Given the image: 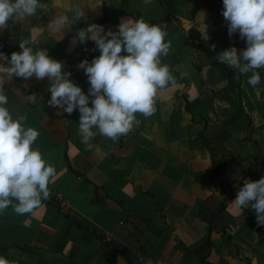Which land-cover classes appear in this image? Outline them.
Listing matches in <instances>:
<instances>
[{"label": "crops", "instance_id": "obj_1", "mask_svg": "<svg viewBox=\"0 0 264 264\" xmlns=\"http://www.w3.org/2000/svg\"><path fill=\"white\" fill-rule=\"evenodd\" d=\"M45 3L0 28V45L15 28L34 49L62 60L87 91L78 64L99 49L90 39L73 46L71 37L91 22L116 29L121 18L143 16L171 41L162 61L177 86L159 91L152 115L137 112L132 137L112 139L97 129L85 144L79 109L48 104L50 78L0 74L10 109L28 114L26 123L40 132L35 146L57 169L40 205L23 214L9 205L0 214V255L15 264H264L258 213L229 205L245 180L264 176V68L253 86L251 73L217 59L225 48L247 46L239 33L229 35L223 0ZM66 3L85 4L84 16L54 33L49 21Z\"/></svg>", "mask_w": 264, "mask_h": 264}, {"label": "clouds", "instance_id": "obj_2", "mask_svg": "<svg viewBox=\"0 0 264 264\" xmlns=\"http://www.w3.org/2000/svg\"><path fill=\"white\" fill-rule=\"evenodd\" d=\"M84 5H60L62 10L49 21L50 30L63 33L84 16ZM223 6L229 35L239 33L247 46L225 48L217 59L241 73H251L248 82L256 86L262 79L259 69L264 68V0H223ZM46 7L45 0H0V28L12 18L23 19ZM105 29L104 24L91 22L71 37L73 46L90 39L99 49L91 60L85 57L78 64L90 82L87 91L71 78L70 70H64V62L51 56L46 48L34 49L29 42L21 41L22 51H12L10 57L0 50V74L25 79L33 75L39 79L48 77V104L60 106L67 113L79 109V130L85 144L97 135V129L112 139L127 134L140 123L137 112L152 115L157 110L159 91L177 86L170 66L162 61L170 51L171 41L160 24L143 16L127 17L121 18L116 29ZM202 34L208 37V33ZM27 120L26 112L14 114L10 109L9 96L0 81V214L9 205L18 214L32 211L50 196L49 183L57 172L35 146L40 132ZM229 205L240 211L251 205L258 213L257 222L264 224V176L245 180ZM0 264L15 262L0 255ZM144 264L154 262L148 258Z\"/></svg>", "mask_w": 264, "mask_h": 264}, {"label": "built area", "instance_id": "obj_3", "mask_svg": "<svg viewBox=\"0 0 264 264\" xmlns=\"http://www.w3.org/2000/svg\"><path fill=\"white\" fill-rule=\"evenodd\" d=\"M10 30H11L10 36L5 38L0 45V50L5 51V52H9V51L17 50V49L21 48L20 42L25 41L24 39L18 38L15 28H13V29L10 28ZM139 128H140V125L137 124L127 134L121 135L120 136L121 139L126 140V139L132 137L134 134H136V132L139 130ZM55 201L57 203H59L60 206L65 205V202L60 198V196H56ZM106 240H109L108 236H106Z\"/></svg>", "mask_w": 264, "mask_h": 264}]
</instances>
